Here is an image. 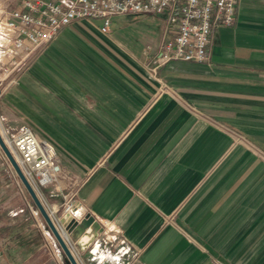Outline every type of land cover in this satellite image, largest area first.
Listing matches in <instances>:
<instances>
[{"label":"crops","instance_id":"crops-1","mask_svg":"<svg viewBox=\"0 0 264 264\" xmlns=\"http://www.w3.org/2000/svg\"><path fill=\"white\" fill-rule=\"evenodd\" d=\"M99 27L71 23L0 85V132L59 159L47 211L103 226L79 264H264V0H237L205 63L153 70L162 40L143 58ZM40 217L0 150V264H66Z\"/></svg>","mask_w":264,"mask_h":264},{"label":"built area","instance_id":"built-area-1","mask_svg":"<svg viewBox=\"0 0 264 264\" xmlns=\"http://www.w3.org/2000/svg\"><path fill=\"white\" fill-rule=\"evenodd\" d=\"M237 0H21L19 9L0 11V85L38 48L55 40L60 31L78 20L100 22L102 34L110 31L114 16H161L164 37L150 59L153 70L172 61L205 63L213 31L231 26ZM2 134V133H1ZM4 142L28 182L40 195L64 178L53 145L39 140L27 127L4 135ZM71 201L63 214L82 218ZM57 223L55 213L48 212ZM104 232V230H103ZM103 234V233H102ZM101 234V235H102Z\"/></svg>","mask_w":264,"mask_h":264},{"label":"water","instance_id":"water-1","mask_svg":"<svg viewBox=\"0 0 264 264\" xmlns=\"http://www.w3.org/2000/svg\"><path fill=\"white\" fill-rule=\"evenodd\" d=\"M0 150L12 168L16 178L28 194L32 205L37 210L45 223L46 230L56 240L66 264H79L74 254L75 250L79 254L86 253L103 233V226L90 214L85 215L79 220L74 219L72 214H62L58 222L55 223L50 217L46 207L33 186L24 176L19 165L15 161L9 148L4 142L0 132Z\"/></svg>","mask_w":264,"mask_h":264},{"label":"rangeland","instance_id":"rangeland-1","mask_svg":"<svg viewBox=\"0 0 264 264\" xmlns=\"http://www.w3.org/2000/svg\"><path fill=\"white\" fill-rule=\"evenodd\" d=\"M164 30L165 22L161 16L128 14L112 17L109 35L113 41L119 43L125 49H128L134 54L144 58V52H148L147 48H152L154 44H157L162 40ZM151 41H153V45H150ZM20 187L23 192L26 193L21 184ZM27 197L29 199V203L32 204L28 194Z\"/></svg>","mask_w":264,"mask_h":264}]
</instances>
